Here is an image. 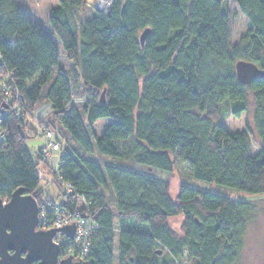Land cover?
I'll list each match as a JSON object with an SVG mask.
<instances>
[{"label":"trees","instance_id":"1","mask_svg":"<svg viewBox=\"0 0 264 264\" xmlns=\"http://www.w3.org/2000/svg\"><path fill=\"white\" fill-rule=\"evenodd\" d=\"M226 2L249 23L235 46ZM84 4L57 0L49 11V27L78 70L70 77L50 37L15 0H0V109L8 111L0 121V199L23 189L43 206L38 169L47 164L42 148L32 160L26 141L50 131L62 145L58 124L76 147L59 156L57 174L47 168L55 185L70 188L48 204L80 209L98 225L84 264H114L116 235L118 264H237L252 206L187 187L173 199L169 183L149 171L264 196V79L243 86L234 74L239 61L264 72V0H113L74 32L70 15ZM78 80L92 99L69 107ZM249 99L252 130L229 133L221 105L239 118ZM41 109L47 120L36 122ZM101 119L111 122L92 142ZM94 152L148 172L100 167L87 157Z\"/></svg>","mask_w":264,"mask_h":264},{"label":"rangeland","instance_id":"2","mask_svg":"<svg viewBox=\"0 0 264 264\" xmlns=\"http://www.w3.org/2000/svg\"><path fill=\"white\" fill-rule=\"evenodd\" d=\"M84 1V7L82 9L73 10L69 18L70 26L74 32H77L79 26L89 20L94 14H106L113 2V0H111L109 6L107 8H103V6L99 7L98 5V2L100 0ZM15 2L21 14L27 17L33 25L41 29L54 42L59 55V70L70 77L71 75H78V70L74 67L69 55L63 51L58 39L52 33L48 24L49 11L51 8L57 5V0H15ZM224 9L229 13L231 19L230 44L231 46H235L236 44H238L240 38L245 34L249 23L246 18L239 12V9L235 2H226L224 4ZM77 84L78 85L75 88H72L69 107L84 106L88 103V101L92 99L89 92H87V90L83 88L81 82L79 81L77 82ZM248 102V111L243 113L239 118H235L232 115L230 104L225 103L221 105L220 114L222 124L229 133L244 131L246 127L252 130L253 106L250 99L248 100ZM41 110L42 112H40L39 115H35L36 118L39 119L35 120L36 122H39L42 119L47 120L49 110ZM110 122V119H101L93 125V136L91 138L92 142H94V138H99L102 135L104 128L109 125ZM54 125H56L55 127L60 130V137H58L57 135V139L60 140L59 138H61L60 141L63 143L62 145H60V151H58L54 157L55 164L58 166L59 156L63 155L66 151L68 152L71 149H74L76 146L71 141L69 136L66 135V133L59 126H57L58 124ZM41 133L42 132L39 131L37 137L30 136L26 141V147L32 160H34L36 152L43 147V135ZM52 135L55 136V134L53 133ZM250 143L251 153L252 155H255L259 150V144L258 140L253 134L250 135ZM87 157L97 162L100 167H104L105 165H114L120 169L127 170L135 174L148 172V170H146L145 168L137 166L133 163L121 162L117 160L115 161L107 157L99 156L95 152ZM46 164V167H41L40 169H38V174L42 179L41 188L43 205L48 206V203L58 205L61 200L60 194L67 195L70 188L64 187L61 189L57 185H55V183H53L52 176L49 175V171L47 170V168H50V170L53 171V168L50 163ZM149 172L153 174L155 178L167 181L169 183L170 195L173 199H175L180 187H187L210 194L223 196L233 201L249 203L252 206V211L246 219V226L241 238V250L239 252V259L237 264H264V196L248 195L242 192L218 187L212 184H205L191 179H185L177 176L175 173L166 174L159 171ZM83 206V201H80L78 203V207L82 208ZM180 223V218H177L170 222V226L171 228H174L177 225L179 226ZM116 241L117 235L114 238V264H118Z\"/></svg>","mask_w":264,"mask_h":264},{"label":"water","instance_id":"3","mask_svg":"<svg viewBox=\"0 0 264 264\" xmlns=\"http://www.w3.org/2000/svg\"><path fill=\"white\" fill-rule=\"evenodd\" d=\"M151 30L145 29L140 37L143 45ZM234 74L243 85L264 79V72L253 63L239 61L234 65ZM103 91L100 95L104 103ZM39 208L37 202L23 189L14 191L7 201L0 199V264H81L71 258L58 262L59 249L52 242L56 231L37 230ZM72 239L74 227L61 231Z\"/></svg>","mask_w":264,"mask_h":264},{"label":"built area","instance_id":"4","mask_svg":"<svg viewBox=\"0 0 264 264\" xmlns=\"http://www.w3.org/2000/svg\"><path fill=\"white\" fill-rule=\"evenodd\" d=\"M110 2L111 0H100L98 5L99 7L107 8ZM12 110L15 111V108ZM7 115V110L0 109V121L4 120ZM41 134L43 135L42 140L44 143L41 149L42 160L45 163H50L53 171L57 174L58 166L55 164L54 157L61 149L60 142L56 140V137L50 131L42 132ZM64 187L69 188L68 185H64ZM69 192L70 189L68 190ZM50 206L43 205L38 207L37 230L43 232L56 231L52 242L59 249L58 262L71 258L77 263L84 264L90 252V239L98 230V225L91 221L89 217L83 216L80 213V209L73 213H66L56 206L51 207V210H47ZM70 226L74 227L72 239L67 238L61 232L64 228Z\"/></svg>","mask_w":264,"mask_h":264}]
</instances>
